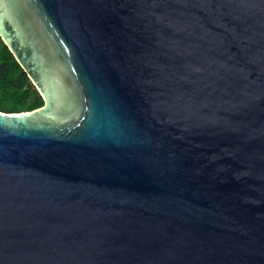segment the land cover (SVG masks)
<instances>
[{
    "label": "water",
    "instance_id": "water-1",
    "mask_svg": "<svg viewBox=\"0 0 264 264\" xmlns=\"http://www.w3.org/2000/svg\"><path fill=\"white\" fill-rule=\"evenodd\" d=\"M43 98L0 110V264H264V0H0Z\"/></svg>",
    "mask_w": 264,
    "mask_h": 264
},
{
    "label": "trees",
    "instance_id": "trees-1",
    "mask_svg": "<svg viewBox=\"0 0 264 264\" xmlns=\"http://www.w3.org/2000/svg\"><path fill=\"white\" fill-rule=\"evenodd\" d=\"M43 98L0 38V110H32Z\"/></svg>",
    "mask_w": 264,
    "mask_h": 264
}]
</instances>
